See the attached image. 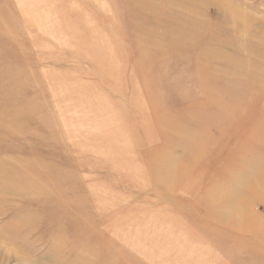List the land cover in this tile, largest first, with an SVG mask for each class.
<instances>
[{"label":"rangeland","instance_id":"374dc122","mask_svg":"<svg viewBox=\"0 0 264 264\" xmlns=\"http://www.w3.org/2000/svg\"><path fill=\"white\" fill-rule=\"evenodd\" d=\"M0 264H264V0H0Z\"/></svg>","mask_w":264,"mask_h":264},{"label":"bare ground","instance_id":"6f19581e","mask_svg":"<svg viewBox=\"0 0 264 264\" xmlns=\"http://www.w3.org/2000/svg\"><path fill=\"white\" fill-rule=\"evenodd\" d=\"M73 19H74L73 23L72 22L67 23L66 21L63 22V24L67 25V28L63 27V30L68 33L71 31L70 26L80 27V32H78V33L72 32L73 35L71 37L72 44L75 47L77 54L79 56H85V57L89 58L90 64L94 68V72L96 71V73H100V76L102 75L103 79H107V78L113 79L114 78V80L118 81L119 79L117 77L120 76V70H118L116 67L120 63L126 64L125 63L126 59L123 58V55L119 52L118 49L117 50L112 49V45L110 46L108 44V41L105 40V36L100 34L98 31L95 32L93 29H88L86 19L82 15L77 14L73 17ZM52 80H54V79L52 78ZM55 80H57L59 82H65L67 80H72V78H66V77L59 76ZM117 85L118 84L116 83V86ZM78 90H84V88L79 87ZM133 108H135L139 114V121L137 123H140V125L144 128V130H146L148 128V126L145 125V120H146L145 116L146 115L144 114L142 106L135 104V100H134ZM127 117L129 118V116H127ZM187 125H188V128L191 130L190 124H187ZM136 127H137V129H135ZM194 128H196V127L194 126ZM124 129L130 130V132L132 133L130 140H132V138H134V137H135V139H137V134L140 132L138 126H136L134 124L131 125L128 123L126 125V127H124ZM117 138H119V137H117ZM120 138H121V136H120ZM223 216H225V215H223Z\"/></svg>","mask_w":264,"mask_h":264}]
</instances>
